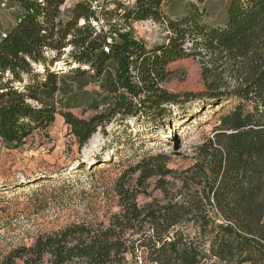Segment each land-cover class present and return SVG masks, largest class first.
I'll return each mask as SVG.
<instances>
[{
    "label": "trees",
    "instance_id": "16d2710c",
    "mask_svg": "<svg viewBox=\"0 0 264 264\" xmlns=\"http://www.w3.org/2000/svg\"><path fill=\"white\" fill-rule=\"evenodd\" d=\"M14 1L17 22L0 38V141L8 149L57 115L80 152L114 120L161 117L192 97L232 109L191 165L172 169L173 157L151 150L103 192L92 174L79 199L85 218L13 248L0 264H264V0H228L226 23L211 28L168 19V0H136L117 15L128 30L115 29L116 38L91 25L80 1L66 9L65 0ZM145 21L165 23L167 42L148 48L136 38L132 23ZM67 48L68 70L54 68ZM191 57L204 90L169 93V65ZM93 82L99 90L84 91Z\"/></svg>",
    "mask_w": 264,
    "mask_h": 264
},
{
    "label": "rangeland",
    "instance_id": "374dc122",
    "mask_svg": "<svg viewBox=\"0 0 264 264\" xmlns=\"http://www.w3.org/2000/svg\"><path fill=\"white\" fill-rule=\"evenodd\" d=\"M227 1L168 0L163 10L172 21L189 18L209 28L219 27L227 21ZM3 2L0 0V4ZM19 8L14 0H7L5 8L0 7V38L16 24ZM103 17L104 26L113 38L115 29L128 30L116 13H105ZM131 27L134 36L148 48L166 43L170 35L162 22H136ZM187 44L192 48L190 42ZM70 50L64 51L54 68L68 70L64 61ZM48 56L52 58L55 53ZM168 70L172 75L162 87L169 93L196 95L204 90L199 59L179 60L169 65ZM98 90L94 82L84 89L90 93ZM223 107H206L192 97L189 102L169 106L168 113L161 117L142 115L124 122L117 119L105 130L98 129L80 152L60 115L51 127L34 133L21 148L8 149L0 141V259L15 247H28L37 237L85 218L79 199L81 192H90L92 174L96 187L103 192L111 188L122 171L151 150L173 157L172 169L191 165L196 148L212 134L220 117L232 109L228 104ZM73 113L84 118L92 114L86 111L82 115L80 109ZM185 116L187 120L176 125ZM185 157L189 158L187 162L183 161Z\"/></svg>",
    "mask_w": 264,
    "mask_h": 264
},
{
    "label": "built area",
    "instance_id": "2783aa9c",
    "mask_svg": "<svg viewBox=\"0 0 264 264\" xmlns=\"http://www.w3.org/2000/svg\"><path fill=\"white\" fill-rule=\"evenodd\" d=\"M71 1H73V3L80 1L85 4L86 7L90 10V12L93 14V17L90 19L91 25L98 32H107L104 26L103 14L114 12L117 15H123L125 9L133 7L136 0H65V4L63 5V7L66 5L71 6L73 4L71 3ZM6 5L7 0H4V2L0 4V7L5 8ZM149 22L154 24L153 21ZM2 36H4V34ZM187 43L185 46L186 49L189 48Z\"/></svg>",
    "mask_w": 264,
    "mask_h": 264
},
{
    "label": "bare ground",
    "instance_id": "6f19581e",
    "mask_svg": "<svg viewBox=\"0 0 264 264\" xmlns=\"http://www.w3.org/2000/svg\"><path fill=\"white\" fill-rule=\"evenodd\" d=\"M183 122L184 121H179V122H177V125H181V124H183Z\"/></svg>",
    "mask_w": 264,
    "mask_h": 264
}]
</instances>
